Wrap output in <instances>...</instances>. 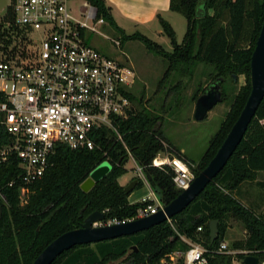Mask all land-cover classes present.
I'll use <instances>...</instances> for the list:
<instances>
[{"label": "trees", "instance_id": "obj_1", "mask_svg": "<svg viewBox=\"0 0 264 264\" xmlns=\"http://www.w3.org/2000/svg\"><path fill=\"white\" fill-rule=\"evenodd\" d=\"M83 1L96 9L97 17L114 31L121 46L130 41L140 42L148 52L166 62L158 89H165L175 74L191 76L192 70L201 64L213 68L209 85L220 81L221 102H224L227 80L236 84V78L244 77V84L233 95L229 110L204 152L197 160L187 161L195 165L193 175L197 176L216 154L250 94V59L264 21V0H169L170 12L183 16L186 24L182 41L178 43L171 25L157 16L162 34L172 47L170 52L139 32L126 35L115 24L104 0ZM14 3L11 0L12 9ZM7 35L11 38L8 44L12 45L14 37ZM13 46L16 47V42ZM14 52L15 48L10 54ZM6 61L14 63L15 57ZM208 86L199 85L194 100ZM177 88L179 84L167 88L169 93L158 109L147 108L140 98L137 108L132 107L124 117H114L112 129L102 128L93 135L96 147L92 151L56 145L42 178L27 185L23 204L19 198L24 185L19 160L14 156L4 162L0 160V264H32L48 244L79 228L93 212L104 214V224L112 220L126 222L135 220L139 209L155 205L147 199L128 202L130 193L124 192L126 186H121L119 179L127 174L129 154L143 168L147 185L159 204L163 207L173 201L182 192L173 183V171L167 165L156 168L151 164L160 152L173 151L182 156L161 130L165 101L173 96L171 90ZM129 98L135 101L131 94ZM9 142V136L0 130V150ZM104 161L109 163L110 170L87 193L82 192L80 184ZM260 172H264V97L226 165L183 211L130 236L74 246L51 264H163L170 260V255L184 253L194 243L205 249L206 264H234V259L243 264L246 255L241 251H249L261 263L264 216L235 198L240 185L254 181ZM142 184L138 180L134 189ZM232 219L243 224L246 235L231 243L230 252L218 253L216 250L224 242ZM211 221L217 222L213 242L209 231ZM176 264H183V259Z\"/></svg>", "mask_w": 264, "mask_h": 264}, {"label": "built area", "instance_id": "obj_2", "mask_svg": "<svg viewBox=\"0 0 264 264\" xmlns=\"http://www.w3.org/2000/svg\"><path fill=\"white\" fill-rule=\"evenodd\" d=\"M68 1L15 0L14 24L29 36L32 34L31 55L27 63L18 66L0 61V130L10 138L0 150V160L4 162L12 156L19 160L24 183L19 193L21 204L28 193L27 185L41 179L48 168L56 145L92 151L96 147L95 132L112 129L114 117H124L132 110V71L125 68L123 58L109 57L87 42V33L99 34L95 27L107 23L85 1V10L78 7V15H74ZM103 37L113 47H121L118 37ZM121 55L126 58V54ZM128 157L134 164L136 179L147 185L143 168L130 154ZM151 165L170 167L173 183L181 191L194 179L195 165L173 151L158 153ZM161 208L156 201L155 205L139 209L135 219L156 214ZM119 223L124 221L99 225ZM226 249L223 242L216 251L224 253ZM204 253L201 245L189 244L184 253L170 255V261L181 255L183 264H206ZM240 253L250 256L249 251Z\"/></svg>", "mask_w": 264, "mask_h": 264}, {"label": "rangeland", "instance_id": "obj_3", "mask_svg": "<svg viewBox=\"0 0 264 264\" xmlns=\"http://www.w3.org/2000/svg\"><path fill=\"white\" fill-rule=\"evenodd\" d=\"M83 0H70L68 6L72 9L74 15H78V7H81ZM84 11L85 7H81ZM14 12L11 5V0H0V17H2V23L0 22V47H2V57L0 61H6L7 58L12 59L15 57L14 64H25L28 62V56L31 55L32 45L29 42V38L32 34L26 33L24 30L16 27L13 18ZM175 20L173 28L176 32L177 42L182 41L185 33V19L183 16L177 13H173ZM4 17V18H3ZM123 28L127 35H131L136 32L131 25L123 22ZM96 33H87V42L91 46L97 48L103 54L122 59L126 63L125 68H129L133 73V85L129 88L131 96L135 99L132 101V107L137 108V101L142 98L144 105L149 109H158V106L163 103L164 96L168 95L170 87L174 88L179 84V88L171 90L172 97L165 101L164 113L161 115L162 120V133L169 140L171 145H175L178 149L180 157L186 161H192L196 159L204 152L207 147L208 141L217 132L223 121L225 114L229 110L232 102L233 95L244 84V77L239 76L236 78V84L227 80L224 86V90L227 94V100L218 103L211 111L208 112L207 117L201 121H197L194 118L195 103L194 95L198 86L205 88L209 85L210 74H212L213 68L204 65H197L192 71L191 76L188 73L185 75L175 74L174 78H170L165 89H158L157 85L160 81L165 68L166 62L158 56H155L148 52L144 46L137 41H130L122 45L120 48L113 47L112 43L103 37L108 39H115L116 34L109 28V26H96ZM144 30V29H142ZM150 36L147 37L150 40L158 43L165 51L170 52L171 46L168 39L165 36L158 37L151 35L147 31H143ZM7 33H9L14 39L8 44V40L11 39ZM4 40V42H2ZM16 42V47L13 46ZM15 48V52L11 55L10 52ZM3 49H6L5 51ZM126 54V58L121 54ZM126 60V61H125ZM7 62V61H6ZM181 73V72H180ZM129 80V78H128ZM181 83V84H180ZM159 90V91H158ZM167 90V92H166ZM147 101V102H146ZM171 101V103H170ZM162 112V111H161ZM181 148V149H179ZM127 176L134 175L132 168L134 164L128 161L127 164ZM108 162L104 161L96 168H109ZM261 173V172H260ZM255 181V180H254ZM244 182L240 186V193L235 195V198L242 205H258L260 209H255L253 205L248 206L256 211L257 214L264 216V189L257 187L256 183ZM151 199V196L149 200ZM154 200V199H152ZM156 203V202H155ZM245 206V207H246ZM245 230L243 224L236 220L229 222V227L226 233L224 243L226 244V251L230 252V245L234 241L242 240L245 237ZM233 254V252H231ZM181 258V255L174 256V260L171 262H162L163 264H176ZM234 264H241L237 259H234Z\"/></svg>", "mask_w": 264, "mask_h": 264}, {"label": "water", "instance_id": "obj_4", "mask_svg": "<svg viewBox=\"0 0 264 264\" xmlns=\"http://www.w3.org/2000/svg\"><path fill=\"white\" fill-rule=\"evenodd\" d=\"M250 84L251 91L246 103L216 154L208 165L194 177L188 188L183 190L173 201L163 206L156 214L113 225H99L104 221V214L93 212L84 218L79 228L63 233L48 244L32 264H51L60 254L74 246L130 236L158 225L183 211L205 189L234 153L264 97V21L250 59ZM221 101L220 81L213 82L196 100L195 120L205 119L208 112ZM109 170L110 167L93 169L80 184L81 191L87 193ZM137 183L138 180L134 179L124 188V192L130 193ZM216 226V221L210 222L211 242L216 239ZM243 264H259V260L253 256H245Z\"/></svg>", "mask_w": 264, "mask_h": 264}, {"label": "crops", "instance_id": "obj_5", "mask_svg": "<svg viewBox=\"0 0 264 264\" xmlns=\"http://www.w3.org/2000/svg\"><path fill=\"white\" fill-rule=\"evenodd\" d=\"M104 1L111 9V15L114 19L115 24L120 29H122L124 33H125V29L123 28L124 27L123 22H126L129 25H131L133 29H136V32H139L143 35H144L143 31L145 30L151 35H156L158 37L164 36L162 34L160 25L158 23L157 16H160L161 18L166 20L173 28L175 17L174 15H172L173 13L170 12L169 10V0H104ZM175 35H176V32H175ZM145 36L150 37L146 34ZM173 146L175 147V145ZM198 158L199 157H197L196 159H191V160H197ZM125 167L127 169V166ZM134 179H136L135 174L131 177H128L126 174L119 179V184L124 187V186H127L129 183H131ZM254 182L256 183L257 187L263 190L264 189V172L258 173ZM134 188L132 189V191L130 192V195L128 196L129 203L141 202L144 199L149 200L150 196H151L150 201H153L154 203L157 201L155 195L152 193L148 185L142 184L140 188H137V189H134ZM240 188L236 191L235 193L236 196L238 193L241 192ZM250 205H253V204H250ZM250 205H247V206L244 205V206L248 207ZM253 207L255 209H258V208L260 209L258 205H253Z\"/></svg>", "mask_w": 264, "mask_h": 264}]
</instances>
